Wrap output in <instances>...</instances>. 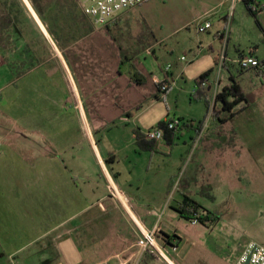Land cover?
<instances>
[{
    "label": "rangeland",
    "instance_id": "1",
    "mask_svg": "<svg viewBox=\"0 0 264 264\" xmlns=\"http://www.w3.org/2000/svg\"><path fill=\"white\" fill-rule=\"evenodd\" d=\"M18 2L0 0V91L10 82L13 87V71L15 77L20 76L18 80L22 77L25 81L26 74L43 62L51 61L53 66H57L55 48L59 49V44L49 34L47 26L43 24L30 0ZM257 5L260 7L257 8ZM231 6V0H150L141 7L124 12L109 23L113 29L115 44L124 46L136 65L140 69L145 68L146 72L142 74L147 80L146 88L154 89V86L161 82L159 78L163 76L160 69L165 72V68L171 65L168 81H174L175 85L166 94L160 93L158 99L155 96L147 98L137 120L144 133L165 119L181 120L182 129L191 123L196 127L202 123L220 124L212 110L208 109L206 99L197 95L196 80L215 68L214 56L208 44L215 36L224 32ZM263 7L264 0L250 7L244 2L236 5L230 22L234 37L230 50L234 49V45L246 52L255 50L264 61ZM250 9L254 10V13ZM74 11L72 15L78 23L83 19L86 22V17L78 8ZM207 21H210L213 27L201 33L199 28ZM89 22L94 34L84 39L85 37L76 35L74 25L62 17L60 24L68 29L63 39H60V45L66 47L77 43L88 46L94 43L96 38L101 39L97 32L105 27L93 25L91 20ZM216 46H221L218 39L214 47ZM184 56L187 61H182ZM231 71L248 99V106H238L237 116L227 123L244 128L239 135L241 144L234 160L237 162L236 166L210 165L205 169L199 160L190 155L191 149L185 145L190 144L187 131L180 137L179 144L164 143V148H159L154 153L138 151V155L131 154L128 160H123L120 164L125 178L133 180L136 174L134 180H139L136 184L141 187L140 192H136L137 197L131 198V204L137 213L155 211L158 224L175 223L176 219H179L180 231L186 236H194V233L201 229L206 230L205 237L196 241L197 246L192 253L195 256L185 263L178 261L179 264H193L200 259L207 261L204 248L231 254L233 259L244 255L251 245L264 247V79L254 75L243 77L236 68ZM13 91L14 94L7 93L2 98L6 99L0 101L3 114L13 109L17 114H21L17 115V119L0 116V225H11L13 211L9 200L13 197V192H21L18 187L23 186L15 178L13 146H17L19 142H30L31 147V133H27L25 128L29 122L23 112L26 108V86L23 83L20 91ZM134 126L133 123L131 127ZM116 130L121 138L120 142L125 140V129L120 127L114 129ZM105 134L101 135L103 144H108ZM33 139L38 141L36 137ZM79 150L80 147L75 145V148H70L62 154V160L78 189L84 191L82 198L85 202L82 203L86 209L83 213L87 212V216L92 217L98 215V220L93 222L90 228L88 222L83 228H76L74 223H70L65 229L71 226L74 228L71 230L73 233L58 243L55 242L58 244L59 253L57 246L49 243L54 238L32 240L25 245L16 242L15 246L0 239V264L102 262L109 253L118 249L119 241L127 234L128 225L135 226L122 206L112 205L111 209V202L106 198L101 199L99 204L95 202L107 192H98L97 195L86 192L90 186L85 187L84 181L78 178V173L86 167L94 174L97 172V165L87 161L91 157L87 149L83 150L85 154L82 156V162L88 164L84 166L80 165L81 162H75L73 156ZM35 152L36 150L29 149L27 152L24 150L23 154L25 153L26 159H32L39 155ZM129 161L133 168H136L135 172L129 169L132 168ZM210 168L211 172L215 173L221 168L223 174L220 173L225 178L211 180ZM235 173L238 174L233 179ZM21 194L23 195V192ZM186 196L193 197L207 209H213L219 221L217 227L214 224H199L193 227L190 221L181 218L177 207L179 203H183ZM13 199V208L22 206L19 200L14 197ZM78 220L82 224V218ZM7 231L9 228L0 226L1 236ZM112 241L117 244H112ZM21 245L24 247L17 251ZM15 251L17 252L13 255Z\"/></svg>",
    "mask_w": 264,
    "mask_h": 264
},
{
    "label": "crops",
    "instance_id": "2",
    "mask_svg": "<svg viewBox=\"0 0 264 264\" xmlns=\"http://www.w3.org/2000/svg\"><path fill=\"white\" fill-rule=\"evenodd\" d=\"M246 3L249 6L253 5L252 2ZM86 18L90 20L88 17ZM93 32L85 36L84 39L90 38L94 34ZM97 33L102 38L99 40L96 38L91 45L83 46L76 43L59 47V49L55 48L57 66H53L51 61L43 62L42 65L33 67L31 69L33 71L26 74L25 81L21 79L22 77L18 80V75L15 77L13 71V87H11L12 83L10 82L0 91V101H2L6 99H2L4 95L7 93L9 95L14 94V89L20 91L23 83L25 84L26 108L23 109V112L26 121L29 122L25 126L26 132L31 133V147L30 142H19L16 144L17 146H13L15 178L18 183L21 182L23 185L18 187L23 195L21 192H13V197L19 200L22 206L13 208V197L9 200L13 211L11 220L13 227L2 223L0 226L9 228V231L3 236L0 235V239L7 244L13 243L15 246L16 242H22L21 244L25 245L32 240L54 238L49 243L56 245L59 253L58 244L55 242L58 243L73 233L71 230L74 228L71 226L65 229L70 223H74L76 228H83L88 222L90 228L92 223L98 220V215L92 217L87 216V212L83 213L86 209L82 203V201L85 202L82 198L84 191L78 189L68 167L62 160V154L78 145L80 150L75 153L73 160L86 166L85 164L88 163L82 162L84 161L82 156L85 154L83 150L87 149L91 154L87 161L97 165V172L94 174L89 172L86 167L78 173V178L84 181L85 187L90 186L86 192H93L96 195L98 192H107L95 202L99 204L101 199L106 198L111 202V209L112 205L122 206L135 223V226L128 225L127 234L124 235L125 237L123 236L124 239L119 241L118 249L109 253L104 261H91L86 264L113 261L114 257L120 254L123 256L130 255L135 251L134 247L140 236L137 226L147 231L153 230L156 225L165 235H172L177 238L175 242L179 246V253L167 248L166 259L157 255L145 254L141 264H179L178 261L185 263L195 256L192 253L197 246L196 241L205 237L206 230L201 229L196 231L194 236H186L180 231L179 219L175 218L178 221L175 223L163 222L158 224L159 221L155 220V211L148 210L143 214L137 213L131 204V198L137 197L136 192H140L141 187L136 184L139 180H134L136 174L133 180L125 178L120 164L123 160H128L131 154L138 155V151L154 153L159 148H164V143L168 145L179 144L180 137L187 131L189 132L190 144L185 143V145L191 149L190 155L199 160L205 169H208L210 165L218 167L221 164V166L231 164V166H236L237 162L234 160L241 144L239 135L244 128L228 125L229 120L222 123L216 118L220 122L219 125L203 124L197 127L192 124L186 125L185 129L177 133H169L163 143L157 144L156 150L140 149L136 142L135 132L139 130L144 133V129L137 120L140 118L146 99L152 96L158 99L160 94L158 85L154 84V89H148L145 84L139 85L131 81V66L135 65L141 74L145 68L140 69L136 65L135 60L130 58V54L124 46L115 44L111 26L110 28L105 26ZM48 39L52 42L50 38ZM217 39L221 46L214 47ZM233 41L234 37L231 32L228 42L222 33H219L208 44V48L214 56V63L216 60L217 63L219 62L224 52L227 56V62L221 74V88L230 85L232 78L235 79L231 71L232 68H236L243 77L249 75L260 77L257 70L241 71L234 63L239 57L248 54L255 55L262 61L258 52L255 50L246 52L236 45H234L233 50H230V44ZM128 59L129 61H127ZM217 63L213 68L215 70L213 75L209 78L210 81L215 79ZM160 70L162 72L160 74L163 76L157 78L161 81L169 80L168 74L171 70L169 72ZM171 83L173 86L175 85L174 81ZM13 110L14 112H12ZM13 110L3 114L0 108V116L15 119L19 115L21 116V114H17L15 109ZM235 111L238 112L239 110L236 108ZM225 115L227 114H221V118L226 119ZM11 120L13 121V119ZM133 123L135 124L134 128L131 127ZM120 127L125 129L127 135L122 142L116 133L118 131H114L115 128ZM103 134L107 137L108 144H103V136H101ZM33 137H36L38 141ZM33 142L35 144H32ZM29 149L36 150V155H39L35 158L32 157V159H26L23 151L26 150L27 152ZM129 165L132 167L129 169L135 172L136 168H133L131 163ZM234 170L237 171L238 169ZM220 172L223 174L221 168L216 173L211 172L210 168V179L222 180L225 178ZM237 174L233 175V179ZM25 197L29 198L24 200ZM189 198L194 200L193 197ZM13 201L15 202L14 199ZM181 205L182 202L177 207L180 217L179 208ZM207 210L215 214L213 209ZM80 214H82L81 217H77ZM213 216L215 221L206 224H214L217 227L218 218ZM79 218H82V224L78 222L81 220H78ZM199 224L191 223L193 227ZM23 238L25 239L23 240ZM111 243L117 244L116 241ZM23 245L17 251L21 250ZM201 249H203V243ZM204 250L207 261L199 258L200 261L193 262V264H238L243 257L241 255L232 259L231 254H222L218 250H206L205 248ZM17 251L13 252V255ZM57 264H62V261Z\"/></svg>",
    "mask_w": 264,
    "mask_h": 264
},
{
    "label": "built area",
    "instance_id": "3",
    "mask_svg": "<svg viewBox=\"0 0 264 264\" xmlns=\"http://www.w3.org/2000/svg\"><path fill=\"white\" fill-rule=\"evenodd\" d=\"M149 1L150 0H77L82 13L91 20L92 24L102 27L109 25V23L120 14L141 7ZM257 1L258 0H231V12L224 28V32L222 33L226 42H228L229 40L231 32L230 22L236 5L241 2H252L253 5H256ZM259 7L260 6L257 5V8ZM212 27V23L210 21H207L204 26H201L199 28V31L201 33H204L207 30L212 29ZM182 61H187V58L185 56L182 57ZM226 62L227 56L224 52L219 62L217 63V73L215 79L212 81L205 80L201 83L202 88H212V112L215 108V100L217 98V95L221 90V74L224 70ZM234 63L241 71L247 72L257 70L259 72V76L264 79V62L259 60L255 55L248 54L241 56L236 61H234ZM170 70L171 65H168L165 68V72H169ZM159 85V93L163 94H166L171 89V87H173V83L169 82L168 80L161 81ZM164 124L165 126L157 125L156 127L146 131L144 133L145 138L148 141L161 144L165 141L167 130L177 132L178 130L182 129V122L179 119H167L166 121H164ZM191 223L197 225L199 224V221L197 219H194L193 221H191ZM137 228L140 233L138 242L134 247L137 248V250L133 251L128 256H123L122 254L116 255L114 257V260H116V262H112V260H110L100 264H141L142 257L145 254L157 255L163 259H166L165 253L167 248L171 249L173 252L179 253V246L175 242L177 238L172 235H165L158 225H156L153 230L147 231L139 226H137ZM248 257H250L248 264H264V247L256 245L249 246L238 264H245Z\"/></svg>",
    "mask_w": 264,
    "mask_h": 264
},
{
    "label": "trees",
    "instance_id": "4",
    "mask_svg": "<svg viewBox=\"0 0 264 264\" xmlns=\"http://www.w3.org/2000/svg\"><path fill=\"white\" fill-rule=\"evenodd\" d=\"M19 0H17V3ZM31 5L33 6L34 10L42 20L43 24L47 26L49 34L54 38L57 44L60 47V41L63 39L65 33H67V27L61 26L60 20L63 19L66 22H70L72 26L74 25L76 35L80 37H85L89 35L93 28L86 18V22L83 19L81 22L78 23L76 18H73L74 10L78 8L82 13L77 0H30ZM248 7V3H246ZM16 5L13 4V8ZM250 11L254 13V10ZM83 15V13H82ZM84 16V15H83ZM89 22V23H88ZM85 25H84V24ZM110 28L109 25H107ZM63 28V29H62ZM61 39V40H60ZM129 61V59L127 60ZM217 63V60L215 61ZM15 70V69H14ZM214 69L202 74L197 80L198 86V93L199 97H204L207 102L208 109H211L212 103V88H202L201 83L205 80H209V78L213 75ZM16 73V72H15ZM18 77H20L18 75ZM130 78L135 84L144 85L146 84L147 80L141 72H139L134 66H131L130 69ZM232 82L230 85L221 88L220 92L217 95L215 100V108L213 110V115L216 116L222 123H226L228 120L234 118L237 115V111L235 109L241 105L245 104L248 106V99L237 80L234 78L231 79ZM160 85L158 84V88ZM226 113L228 117L226 119L221 118V114ZM192 124V123H191ZM187 124V125H191ZM159 126H165L164 122H160ZM203 125L200 124L199 126ZM182 129L178 130L177 132L181 131ZM174 131L167 130L165 138H167L169 133H177ZM136 135V142L137 145L142 150L146 151H154L156 150L157 144L156 142L148 141L145 138V134L139 130L135 132ZM179 212L181 213V217L188 220L193 221L197 219L199 223L206 224L207 222L215 221L214 214L208 211L207 209L203 208L200 204L195 202L189 197H185L181 207L179 208Z\"/></svg>",
    "mask_w": 264,
    "mask_h": 264
},
{
    "label": "water",
    "instance_id": "5",
    "mask_svg": "<svg viewBox=\"0 0 264 264\" xmlns=\"http://www.w3.org/2000/svg\"><path fill=\"white\" fill-rule=\"evenodd\" d=\"M250 260V257H248L247 261L245 262V264H248Z\"/></svg>",
    "mask_w": 264,
    "mask_h": 264
}]
</instances>
